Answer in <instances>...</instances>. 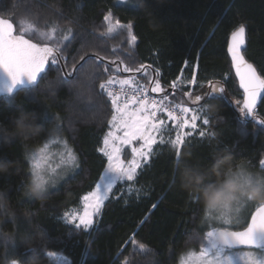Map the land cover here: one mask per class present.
<instances>
[{
    "label": "trees",
    "instance_id": "obj_1",
    "mask_svg": "<svg viewBox=\"0 0 264 264\" xmlns=\"http://www.w3.org/2000/svg\"><path fill=\"white\" fill-rule=\"evenodd\" d=\"M131 3L136 6L118 4L117 0H0V18L11 19L19 29L24 8L31 5L33 15L43 25L47 8L56 4L70 13L69 18L79 21L74 27L80 37L73 49L80 48L84 41L93 42L106 50L110 59H116L111 56V50L117 49V63L124 61L122 68L144 64L148 71L146 74L121 71L115 75L133 76L146 87L158 79L165 91L153 94L173 95L172 99L178 103L189 100L183 95L185 91L201 94L208 80L222 81L228 99L206 102L221 108L215 117L209 118L211 125L204 126L214 135L201 138L198 132L193 133L181 147L180 157H176L168 140L155 145V155L137 171L134 181L115 186L100 216L95 218L98 223L87 230L76 229L61 217L65 211L81 207V197L95 188L107 164L98 149L109 128L111 104L106 95H98V84L108 74L103 73V66L95 68L103 75L95 82L91 101L78 98L85 72L94 67L91 63L79 75L74 74L69 84L49 88L60 75L52 66L51 70L46 68V74H41L42 79L38 78V87L29 85L0 95V132L11 129L18 111L35 112L46 128L60 125L80 164L77 172L49 192L41 203L25 197L23 189L31 174L30 152L41 146L49 135L45 133L27 142L19 138L4 142L0 138V161L14 164L7 174H0V190L18 212L31 213L30 224L23 218L15 222L7 216L3 218L0 228L14 231L16 238L12 243L0 240V264H9L12 259L27 262L33 254L31 249L38 250L44 264H53L47 252L63 256L69 264H177L187 249L200 248L204 213L198 201L181 187L174 165L181 160L208 164L216 153L226 152L234 162L261 169L264 125L257 121L264 119V101L255 110V119L241 116L236 101H242V90L227 47L231 32L244 23L247 30L244 55L258 71L264 70V0H131ZM109 9L121 24L132 23L137 37L134 46L130 47L127 33L97 39L106 30L102 22ZM60 23L67 24V20ZM193 72L197 84L183 82ZM178 77L182 83L174 92L171 85ZM201 84L205 87L201 88ZM20 220L25 222L27 232L20 228ZM38 234L40 240H37ZM133 239L137 245L143 244L150 250L147 255L133 251ZM29 240L34 247L28 246Z\"/></svg>",
    "mask_w": 264,
    "mask_h": 264
},
{
    "label": "snow or ice",
    "instance_id": "obj_2",
    "mask_svg": "<svg viewBox=\"0 0 264 264\" xmlns=\"http://www.w3.org/2000/svg\"><path fill=\"white\" fill-rule=\"evenodd\" d=\"M128 2L129 0H117L118 4ZM133 6L135 7L136 3H133ZM69 16L70 13H66L64 9L53 4L47 8L43 25L39 23L37 16L33 15L31 5L24 8V14L19 20V29L11 19L0 18V71L9 78L8 85L0 92L11 94L18 84L38 87V78L42 79L41 74H46V68L51 70L52 66H55V70L60 75L57 81L49 84V88L69 84L74 74L79 75L81 70L91 63L94 67L85 72L78 92L79 99L91 101L95 82L103 75L97 73L95 68L103 66V73L108 76L98 84L100 89L98 95H106L110 100L112 114L107 122L110 127L104 135L103 147H100L98 151L106 158L107 164L95 188L81 197L82 211H65L61 217L67 223L73 224L76 229L87 230L98 223V219L94 217L100 216L105 201L113 193L114 187L118 183L134 181L137 169H142L149 163L150 157L155 155L153 146L166 142L164 133L169 130L168 121L173 122L176 135L167 143L174 146L176 157H180L181 147L186 144V138H192L199 127L197 121L202 120L204 126L211 125L205 112L206 102L219 98L227 100L228 95L222 81L208 80L203 93L194 95L190 90L183 93L193 107L183 106L182 103L164 104L163 101L168 99L167 95L160 102L150 99L143 85L138 84L134 78L121 79L114 74L121 71L146 74L148 70L144 64H140L139 67L121 68L120 65L124 61L120 60L119 64L117 63L119 60L117 49L111 50V56H116V59H110L107 51L93 42L84 41L80 48L73 49L74 43L80 37V33L74 27L79 21ZM51 17L55 19L50 20ZM64 20H67V24L60 23ZM102 23L106 25V30L100 33L98 40L113 34L127 33L130 47L135 45L137 37L133 34L131 22L121 24L109 9ZM244 47L245 25L241 23L231 32L227 52L231 57V67L235 70L239 88L243 90L242 101H236L239 112L242 117L255 119L257 101H264V70L258 71L257 67L245 59L244 51H242ZM185 64L188 65V61H185ZM188 66L191 67V65ZM183 82L196 85L195 72L190 79ZM153 83L155 86L151 88L152 93L165 91L158 79ZM181 83L180 77L172 82L171 88L174 92L180 88ZM200 87L205 86L201 84ZM177 112L180 115H177ZM158 113H166L167 121L158 116ZM257 122L264 125V119H259ZM56 127L59 129L60 125L57 124ZM186 128L189 131H185ZM198 135L205 138L213 136L214 133L202 128ZM134 141H139V146H133ZM53 142L63 146V151L59 153L60 160L55 166L46 154L47 143L30 158L32 165L30 172L41 180L45 175L48 178H54L59 175L58 170L74 171L79 167L77 156L67 146V141L60 137ZM124 146L131 147V159L122 158ZM259 165L261 169H264V159L259 160ZM245 205L255 208V211L250 214V220L239 210L237 215L231 218L202 222L209 230L199 237L201 240L199 251L190 253V258L194 259L195 264H264V204L244 203L241 209ZM152 207L155 208L156 205ZM143 223L144 221H141V224ZM19 225L21 229L28 231L23 220L19 221ZM131 243L134 246V252L147 255L150 251L143 244L137 245L135 239ZM243 248L248 250L244 251ZM233 249L241 250L234 252ZM31 251L34 253L38 250L31 249ZM47 257L52 260L54 253L47 252ZM11 261L14 264L15 261L26 264L20 259Z\"/></svg>",
    "mask_w": 264,
    "mask_h": 264
},
{
    "label": "clouds",
    "instance_id": "obj_3",
    "mask_svg": "<svg viewBox=\"0 0 264 264\" xmlns=\"http://www.w3.org/2000/svg\"><path fill=\"white\" fill-rule=\"evenodd\" d=\"M220 110V106L216 103H209L205 107L208 118L215 117ZM45 133L55 136L57 127L46 128L39 114L20 110L12 120L11 129L0 132V138L4 142H10L16 138L27 142ZM13 166V162L0 161V174H7ZM174 166L178 172L181 187L201 205L204 220L234 217L244 203L264 204V171H252L245 163L234 162L230 153L218 152L214 155L213 161L208 164H191L181 160ZM53 179L45 175L41 180L31 173L25 183L23 195L29 199L44 202ZM5 216L14 222L23 218L29 224L31 223V213L25 210L18 212L11 206L6 194L0 190V223ZM15 238L14 231L0 228V240L12 243ZM195 239L193 237L192 242H195ZM37 240H40L39 234ZM28 246L34 247L30 240ZM9 264L14 262L10 261ZM15 264L20 262L15 261ZM26 264H44V262L40 259L38 252H34Z\"/></svg>",
    "mask_w": 264,
    "mask_h": 264
},
{
    "label": "rangeland",
    "instance_id": "obj_4",
    "mask_svg": "<svg viewBox=\"0 0 264 264\" xmlns=\"http://www.w3.org/2000/svg\"><path fill=\"white\" fill-rule=\"evenodd\" d=\"M129 4L133 5V3H131V0H129L128 2ZM119 78L121 79H126V78H134L135 81L140 84V85H143L144 89L146 90L147 92V95L149 96L150 99H156L157 102H160L163 97L165 96V93H162L164 94L163 96H156L154 95L153 93H151V91L148 89V87H146L144 84L140 83L138 81L137 78L133 77V76H126V77H121L119 76ZM118 90V88H117ZM168 96V99L167 100H164L163 103L164 104H168V105H175V104H178L177 101H174L172 99V96L173 95H167ZM107 98V96H106ZM107 100L110 102V100L107 98ZM183 102H185V98H182ZM190 100H187L186 103H182L183 106H188V107H193V106H190L189 102ZM111 104V102H110ZM112 114V109H111V113ZM177 115H180L179 112H177ZM158 116H160L161 118L165 119L167 121V115L166 113H158ZM111 119V115L109 117V120ZM197 124L199 125L198 129L196 132H199V130H201L202 128H204V125L202 124V120H198L197 121ZM168 125H169V130L168 131H165L164 133V137H165V141L169 140V139H174L175 138V135H176V130L173 126V122L171 121H168ZM110 127V126H109ZM205 129V128H204ZM109 131V128L107 130V132ZM185 131H189V129H185ZM106 132V133H107ZM195 132V133H196ZM62 137L65 141H67V146L69 148H71V150L75 153V155L77 156V159H78V163H79V158H78V155L77 153L75 152L73 146L69 143L68 139L62 134V131H61V128L57 129V134L55 136H49L47 138V140L39 147L37 148H34L33 150H31L30 152V155H29V163H30V168H31V161H30V158L32 156V154L36 151H38L40 148H42L44 146V144H48V149L46 150V154L50 157V162L53 164V166H55V164L57 162H59L60 160V155L59 153L61 151H63V146L60 145L58 146L57 143H54L53 141H56L58 140V138ZM104 139V138H103ZM139 141H134L133 142V146H139ZM101 147H103V141H102V145ZM155 145L153 146V149H154ZM122 158H126V159H131L132 158V155H131V147L130 146H124V154H122ZM151 158V157H150ZM150 160V159H149ZM80 165V164H79ZM79 168V167H78ZM78 168H76L74 171L71 170V169H65L63 171L61 170H58L59 171V175H56L54 176V179L50 185V188H49V192L57 189L58 187H60V185L67 179L71 178L73 174H75L78 170ZM249 168V167H248ZM250 170L252 171H257V172H261V171H264V169H253V168H249ZM139 169H137L138 171ZM99 180V179H98ZM98 182V181H97ZM115 188V187H114ZM114 190V189H113ZM48 192V193H49ZM111 195V194H110ZM109 195V197H110ZM107 202V200L105 201V203ZM82 204V203H81ZM82 208H83V205H81V207L77 208V209H74L72 211H76V210H79V211H82ZM255 211V208L252 207V208H249L248 205H245L242 209H241V214L245 217H247L248 219H250V214L251 212ZM96 217H94L95 219ZM204 221V216H203V220L202 222ZM201 222V225H200V230L203 232V234L209 230L204 223ZM241 249H233V251H240ZM244 251H247L248 249L247 248H243ZM199 249L195 248V247H190L189 249H187L181 256H180V259L178 261L177 264H195V261L193 258H190V253H193V252H198ZM255 251H259V250H255ZM53 264H69V261L67 259H65L63 256H60V255H54L53 259Z\"/></svg>",
    "mask_w": 264,
    "mask_h": 264
},
{
    "label": "water",
    "instance_id": "obj_5",
    "mask_svg": "<svg viewBox=\"0 0 264 264\" xmlns=\"http://www.w3.org/2000/svg\"><path fill=\"white\" fill-rule=\"evenodd\" d=\"M230 38H231V35H230ZM230 38H229V41H230ZM247 47V30L245 28V47L242 51H245ZM230 57V56H229ZM231 59V57H230ZM245 59L247 60L246 56H245ZM249 63H251L250 61H248ZM253 64V63H252ZM254 65V64H253ZM255 66V65H254ZM120 67L122 68V66L120 65ZM256 67V66H255ZM234 70V69H233ZM234 73H235V70H234ZM238 79V78H237ZM9 83V78L7 77V75L5 73H3L2 71H0V90H3L4 88H6V86L8 85ZM153 83V81H152ZM152 83L148 86V89L151 91V88H152ZM239 83V81H238ZM20 87H26V85H22V84H18L16 85V88L13 90V92H15L16 90H18ZM242 90V89H241ZM243 91V90H242ZM6 93H3V92H0V95H4ZM261 100H258L257 101V106H256V109L259 107V105L261 104ZM255 109V110H256ZM250 220V219H249Z\"/></svg>",
    "mask_w": 264,
    "mask_h": 264
}]
</instances>
